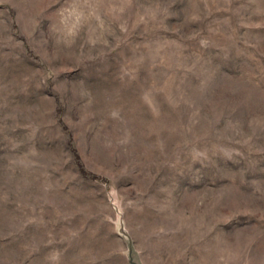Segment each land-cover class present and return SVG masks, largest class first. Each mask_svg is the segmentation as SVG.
<instances>
[{
  "label": "rangeland",
  "instance_id": "obj_1",
  "mask_svg": "<svg viewBox=\"0 0 264 264\" xmlns=\"http://www.w3.org/2000/svg\"><path fill=\"white\" fill-rule=\"evenodd\" d=\"M121 228L264 264V0H0V264H126Z\"/></svg>",
  "mask_w": 264,
  "mask_h": 264
},
{
  "label": "water",
  "instance_id": "obj_2",
  "mask_svg": "<svg viewBox=\"0 0 264 264\" xmlns=\"http://www.w3.org/2000/svg\"><path fill=\"white\" fill-rule=\"evenodd\" d=\"M121 231L123 232L125 244H126V252H125L126 264H143L134 247L132 238L130 237L129 233L123 228H121Z\"/></svg>",
  "mask_w": 264,
  "mask_h": 264
},
{
  "label": "trees",
  "instance_id": "obj_3",
  "mask_svg": "<svg viewBox=\"0 0 264 264\" xmlns=\"http://www.w3.org/2000/svg\"><path fill=\"white\" fill-rule=\"evenodd\" d=\"M73 149V154H74V161L76 163V166L78 168V171L82 174V175H88L90 177H99L100 175H98L95 172L90 171L89 169L86 168V166L84 165L78 151H76L75 147H72Z\"/></svg>",
  "mask_w": 264,
  "mask_h": 264
}]
</instances>
